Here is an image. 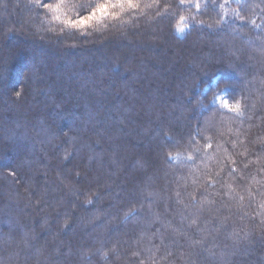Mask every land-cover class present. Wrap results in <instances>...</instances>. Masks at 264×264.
Here are the masks:
<instances>
[{
	"label": "trees",
	"instance_id": "obj_1",
	"mask_svg": "<svg viewBox=\"0 0 264 264\" xmlns=\"http://www.w3.org/2000/svg\"><path fill=\"white\" fill-rule=\"evenodd\" d=\"M104 2L0 0V259L264 264V0Z\"/></svg>",
	"mask_w": 264,
	"mask_h": 264
},
{
	"label": "snow or ice",
	"instance_id": "obj_2",
	"mask_svg": "<svg viewBox=\"0 0 264 264\" xmlns=\"http://www.w3.org/2000/svg\"><path fill=\"white\" fill-rule=\"evenodd\" d=\"M124 2H127L129 7L134 6V0H124ZM107 4H108V0H105L104 3L97 5L91 13H89L86 16H82L79 20L74 21L73 26L84 25L88 21L92 20L96 16L97 13L106 12L107 11V7H106ZM44 7H50V6L45 4ZM238 109H239V104H237L232 110L237 111Z\"/></svg>",
	"mask_w": 264,
	"mask_h": 264
},
{
	"label": "rangeland",
	"instance_id": "obj_3",
	"mask_svg": "<svg viewBox=\"0 0 264 264\" xmlns=\"http://www.w3.org/2000/svg\"><path fill=\"white\" fill-rule=\"evenodd\" d=\"M19 10V8H18ZM213 104L219 105L221 107H223L224 109L230 110L231 109V105L229 104L228 100L226 99L224 93H220L218 94L213 100H212ZM198 108L200 109V111L205 112L204 108L201 107V105L198 103ZM199 113V112H198Z\"/></svg>",
	"mask_w": 264,
	"mask_h": 264
},
{
	"label": "clouds",
	"instance_id": "obj_4",
	"mask_svg": "<svg viewBox=\"0 0 264 264\" xmlns=\"http://www.w3.org/2000/svg\"><path fill=\"white\" fill-rule=\"evenodd\" d=\"M82 16H86V15H82ZM23 243H24V247H29L30 246L29 245V239H25L23 241ZM15 259H16V255L14 254L12 256H8V257H5L3 259H0V264H15Z\"/></svg>",
	"mask_w": 264,
	"mask_h": 264
}]
</instances>
